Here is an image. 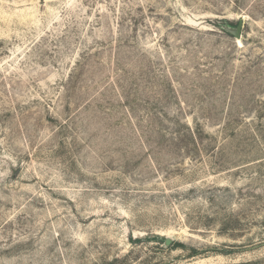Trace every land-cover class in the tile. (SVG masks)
Instances as JSON below:
<instances>
[{
    "label": "rangeland",
    "instance_id": "374dc122",
    "mask_svg": "<svg viewBox=\"0 0 264 264\" xmlns=\"http://www.w3.org/2000/svg\"><path fill=\"white\" fill-rule=\"evenodd\" d=\"M0 264H264V0H0Z\"/></svg>",
    "mask_w": 264,
    "mask_h": 264
},
{
    "label": "water",
    "instance_id": "95a60500",
    "mask_svg": "<svg viewBox=\"0 0 264 264\" xmlns=\"http://www.w3.org/2000/svg\"><path fill=\"white\" fill-rule=\"evenodd\" d=\"M242 24H243V20L239 19L235 29L230 31L236 38H240V31H241V28H242ZM170 242H171V240L169 238L165 239V244L166 245H169Z\"/></svg>",
    "mask_w": 264,
    "mask_h": 264
}]
</instances>
